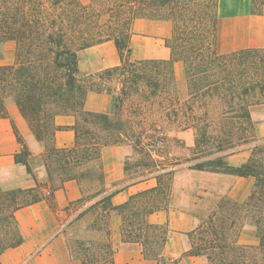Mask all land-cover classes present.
Returning <instances> with one entry per match:
<instances>
[{"label":"trees","instance_id":"1","mask_svg":"<svg viewBox=\"0 0 264 264\" xmlns=\"http://www.w3.org/2000/svg\"><path fill=\"white\" fill-rule=\"evenodd\" d=\"M168 1L0 0V55L5 42L14 41L16 45L13 63L0 64V117H9L8 101H15L30 128L47 145L46 182L36 181L30 188L0 186V255L24 241L16 211L45 198L52 203L54 191L67 180L76 179L84 193L78 202H90L81 216L95 211L99 215L86 227L94 231V236L67 240L79 264H116L110 224L114 212L122 219V241L139 243L145 258L157 264H182L184 258L188 259L186 264H264V208L256 205L257 201L264 202V163L255 157L257 145L252 149L253 157L239 165L230 164L222 152L205 153L204 159L197 153V157L181 158L171 155L170 149L173 143H183L170 135L173 129H193L194 150L202 147V139L228 131L234 122L246 121L254 129L253 103L238 94L231 73L226 71L230 63L264 49L219 54L215 14L209 12L212 28L203 30L198 0L163 13L160 6ZM253 3L256 7L258 0ZM105 7L110 13L103 21L101 9ZM137 17L172 20L173 33L166 40L170 59L131 58V24ZM107 40L115 42L120 64L90 77L82 76L78 51ZM175 61L185 66L188 96L184 100L173 90ZM112 75L119 82L114 113L86 109L87 93L102 90V84ZM215 110L220 113L218 119L212 116ZM230 112L236 115L228 116ZM66 113L75 115V139L71 146L58 148L52 144L55 117ZM14 127L22 144L15 159L35 178L29 164L31 152ZM122 143L130 144L139 156L134 162L126 159L127 179L155 178L156 185L130 195L123 204L113 205L111 198L118 190L107 192L102 149ZM184 163L195 170L253 176L255 189L239 209H225L222 201L203 215L191 232V248L180 258H169L164 253L169 224L152 222L149 216L165 209L174 175ZM245 220L254 224L252 234L258 238L257 245L239 240L245 229H237V224L243 226ZM191 256H204L206 260L192 263Z\"/></svg>","mask_w":264,"mask_h":264},{"label":"crops","instance_id":"2","mask_svg":"<svg viewBox=\"0 0 264 264\" xmlns=\"http://www.w3.org/2000/svg\"><path fill=\"white\" fill-rule=\"evenodd\" d=\"M131 31V58L170 59L171 49L167 46L166 40L173 33L171 19L137 17L132 21ZM91 48H96L94 59H90L89 62L79 60L80 69L84 66L87 70L98 72L120 64V55L113 40L81 49L78 54ZM242 49H264V4L258 9L253 0H219L216 50L219 54H227ZM13 61L14 59L12 62L2 64H11ZM174 73L177 83L183 89L186 88L185 66L182 61H175ZM118 88L119 83L111 91L90 90L87 93L85 108L114 113ZM7 109L9 117H0V186L3 189L30 188L36 185V181L46 182L44 154L47 145L35 137L15 102L10 101ZM251 115L252 119L257 121L258 128L264 132V105L251 106ZM75 119V115L67 113L55 117L56 128L52 142L54 146L69 147L74 143L75 133L72 125ZM20 123L27 127L26 133L20 132ZM14 125L21 137L25 138L27 148L31 152L29 164L36 179L28 172L26 165L15 159V154L21 150L22 144L17 138ZM184 132L185 130H182L178 133ZM132 153L133 147L126 143L108 144L102 149L101 160L107 192L118 190L111 198L113 205L123 204L130 195L156 185L155 178L142 181L127 179L125 161ZM244 162L245 160H242L238 165ZM227 176L233 181L229 196L240 202L245 201L253 189L254 177L233 174ZM207 193L204 189L203 195L187 203L188 206L185 203L179 208L171 207L150 214V221L169 224V238L164 249L167 257L180 258L191 248V232L202 220L201 214L196 210L207 205ZM83 194L79 182L76 179H69L61 188L54 191L52 203L45 198L19 208L15 215L24 241L18 246L4 250L0 255L1 264H79L70 253L62 228L68 222L70 213L81 205L78 201ZM110 224L112 241L116 248L114 254L116 264H157L155 260L145 258L139 243L122 241V219L118 213H112ZM189 260L192 263H200L201 257L191 256Z\"/></svg>","mask_w":264,"mask_h":264},{"label":"rangeland","instance_id":"3","mask_svg":"<svg viewBox=\"0 0 264 264\" xmlns=\"http://www.w3.org/2000/svg\"><path fill=\"white\" fill-rule=\"evenodd\" d=\"M191 1L192 0H170L168 2H165L160 7L163 13H170L171 9H174L175 7L178 8L185 6ZM198 1L199 2L197 3V6L200 10V22L202 24L201 26H203L202 29L206 30L208 29V27L212 28L214 21L213 18L209 16V12L211 11V13L215 14L217 18V6L219 0H213V2L212 0ZM210 2H212L211 5H209ZM263 3L264 0H258L256 8H261ZM109 13L110 11L107 9V7L102 8L101 19L103 21L107 19ZM15 48L16 45L14 41L5 42L3 50L1 52L2 54L0 55V64L12 62V59H14L15 55ZM95 49L96 48H91L88 50L80 51V53L78 54L79 60L83 62H89L90 59H94L93 57H95L96 55ZM95 72L97 71H92L89 69L87 70L84 68V66L82 69H80L81 75L86 77H90ZM226 72L231 73V78L235 81L238 94H241L247 102L253 103V107L264 105V95L262 93L264 90V51L259 52L258 54L247 55L246 58L235 61L233 64L230 63L229 70H227ZM118 83V77L116 75H112L105 83L102 84V90L111 91L112 88L118 85ZM244 89H246L247 91L243 92ZM173 90L178 91L182 100L186 99L188 96L187 82L186 88L183 89L181 85H179L176 81V85L173 87ZM10 101H8V103ZM234 115H236L234 112H230L228 116ZM212 116L213 118L218 119L220 117V113L215 110L212 113ZM253 121L254 129L247 125L246 121H238V123L234 122L232 127L229 128L226 132H214L209 140H206L205 138L201 140L200 144H202V147L198 146L197 150H194L196 134L193 129H187L184 133H178L182 130L173 129L170 135L179 137L183 140V143L182 145L173 143L170 148L171 155L184 158L192 156L197 157L196 155L198 154L199 159H204L205 153H209L212 151L216 153L222 152L227 154L226 157L230 164L238 165L240 161L245 160L246 162L249 158L253 157L252 149L257 145V147L255 148V157L258 158L259 161H263L264 163V132L258 128L257 121ZM21 131L26 133L27 127H25L24 124L20 123V132ZM31 131L33 132L35 137L39 139L32 129ZM22 140L26 145L25 138H23V136ZM220 149L223 150L220 151ZM129 157L131 158V162H134L135 159H137V157L139 156L138 154H135L133 152ZM185 163L180 166L179 170H177L174 175L172 193L168 199L165 209L168 210L171 207L179 208L185 203L187 205V203L192 202L197 196L201 197L203 195L202 191L204 189H206V191L208 192L206 194L207 205L205 207H199L197 208V210L195 209L198 213L201 214V216H205L210 210L217 207L222 201H224L223 207L225 209L232 210L240 208L242 202L237 201L229 196V190L233 184V181L229 176H227V173L209 171L201 172L202 170L188 168ZM254 179V186L251 192H253V190L255 189L256 178L254 177ZM88 205L89 204L82 205L81 207L77 208L76 211L70 213L71 215L68 218V222L65 223L64 227L62 228V233L66 240H68L69 238H77L83 236L91 238L92 236H94V231L89 232L86 227L89 226L90 223L98 219V212L95 211L81 216V213ZM256 205L259 208H264V202L257 201ZM73 221L74 223H72ZM237 227V229H245V232L240 235L239 240L241 242L255 245L258 244V238L252 234L254 230V224L252 221L245 220L243 221V226L237 224ZM205 260V257L201 256L200 263H203ZM187 261V258L183 259L182 264H186Z\"/></svg>","mask_w":264,"mask_h":264}]
</instances>
